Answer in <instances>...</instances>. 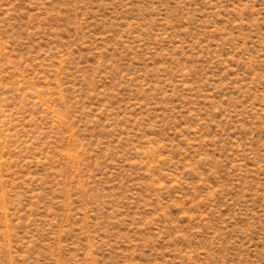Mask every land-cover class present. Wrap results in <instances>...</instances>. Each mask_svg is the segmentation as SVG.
Instances as JSON below:
<instances>
[{
  "label": "rangeland",
  "instance_id": "374dc122",
  "mask_svg": "<svg viewBox=\"0 0 264 264\" xmlns=\"http://www.w3.org/2000/svg\"><path fill=\"white\" fill-rule=\"evenodd\" d=\"M0 264H264V0H0Z\"/></svg>",
  "mask_w": 264,
  "mask_h": 264
}]
</instances>
